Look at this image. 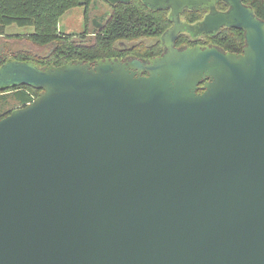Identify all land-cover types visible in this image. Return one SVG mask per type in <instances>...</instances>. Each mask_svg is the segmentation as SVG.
Masks as SVG:
<instances>
[{"label":"water","instance_id":"water-1","mask_svg":"<svg viewBox=\"0 0 264 264\" xmlns=\"http://www.w3.org/2000/svg\"><path fill=\"white\" fill-rule=\"evenodd\" d=\"M143 1L171 10L160 55L0 66L41 89L0 118V264H264V19ZM224 26L242 52L177 45Z\"/></svg>","mask_w":264,"mask_h":264},{"label":"trees","instance_id":"trees-1","mask_svg":"<svg viewBox=\"0 0 264 264\" xmlns=\"http://www.w3.org/2000/svg\"><path fill=\"white\" fill-rule=\"evenodd\" d=\"M80 1L86 2L85 22L88 35L63 33L59 29L60 18L69 9L79 6ZM94 0H0V37L6 33V27L11 24L19 26H33L34 31L25 36L39 46H52L50 52L43 56H32L30 53L19 51L13 53L9 48L5 55L0 56V66L9 59L31 60L40 66L61 65L70 60L81 59L95 61L98 58L113 57L122 54L118 44L122 40H139L147 37L160 38L156 44L139 43L134 48L139 54L155 55L162 52V34L173 24L170 9H153L143 0L119 2L111 6V11L104 25L94 34L91 42L87 39L90 31L89 6ZM255 12L264 19V0H247ZM205 9H185L182 12L184 21L193 23L201 19ZM211 36V35H210ZM20 38V37H19ZM179 42L190 40L182 33ZM212 44L219 45L226 50L242 52L245 45L244 30L235 27H224L212 35ZM15 54L12 58L7 56ZM15 90V96L20 106L26 105L37 97L41 89L32 85H13L0 87L1 92ZM19 107V106H18ZM12 110L0 116L8 115Z\"/></svg>","mask_w":264,"mask_h":264},{"label":"rangeland","instance_id":"rangeland-1","mask_svg":"<svg viewBox=\"0 0 264 264\" xmlns=\"http://www.w3.org/2000/svg\"><path fill=\"white\" fill-rule=\"evenodd\" d=\"M120 0H94L89 6L90 20L88 24L89 42L94 38V34L104 25L108 18L111 6ZM85 22V5L75 6L69 9L62 15L59 22V29L66 34L88 35L86 31ZM34 31L33 26H19L11 24L6 27V33L0 37V56L5 55L6 51L12 49L13 53L24 51L30 53L32 56H43L50 52L52 46H39L34 42L21 37ZM20 37V38H19ZM157 37H147L139 40H122L125 45H132L137 42H142L147 45L159 40ZM119 41V43H121ZM118 43V44H119ZM15 54L7 57L12 58ZM20 101L15 96V90L0 93V116L6 114L8 111L20 106Z\"/></svg>","mask_w":264,"mask_h":264},{"label":"flooded vegetation","instance_id":"flooded-vegetation-1","mask_svg":"<svg viewBox=\"0 0 264 264\" xmlns=\"http://www.w3.org/2000/svg\"><path fill=\"white\" fill-rule=\"evenodd\" d=\"M123 1H130V0H120V1H118L117 3H119V2H123ZM93 2H94V1H93ZM93 2H92V3H93ZM117 3H116V4H117ZM144 3H145V2H144ZM244 3H249V2H248L247 0H244ZM84 5H86V3H85ZM114 5H115V4H114ZM217 8H218L219 10H227V9H228V5H227L226 2H224V1H218V2H217ZM85 9H86V6H85ZM204 11H205V12H204L203 17H202L201 19H199V20L193 22V23H197V22L201 21V20L204 18V16L209 12L208 9H205ZM170 13H171V10H170ZM108 17H109V16H108ZM107 19H108V18H107ZM107 19H106V20H107ZM182 20H183V18H182ZM183 21H184V20H183ZM185 22H188V21H185ZM224 27H226V26H224ZM224 27H222V28H224ZM222 28H221V29H222ZM221 29H220V30H221ZM220 30H218V31H220ZM218 31H216V32H218ZM216 32H215V33H216ZM182 33L187 34V35L190 37V40H194V41H195V40H198V41H196L195 43H190L189 41L179 42V39H180V38H178L177 45H179V46H180V45H194V44H198V43L210 44V43H212V41H210V39H211L212 35L215 34V33H211V34L202 33V34H199V35H197V36H194L192 33L188 32V31H185V32H182ZM182 33H181V34H182ZM210 35H211V36H210ZM179 36H180V35H179ZM158 41H159V40H156L155 42L151 43L150 45H152V44H156ZM139 43H142V42H137V43H134V44H132V45H125L123 42L119 43L120 48L122 49L123 53L117 55V57H123V58H125V57H127V56L151 57V56L160 55V54L163 52V50H162V52L159 53V54H155V55H146V54H145L146 52H143V53L139 54L140 52H138L136 49H134V50L131 51V49L134 48V47H135L137 44H139ZM162 48H163V46H162Z\"/></svg>","mask_w":264,"mask_h":264}]
</instances>
